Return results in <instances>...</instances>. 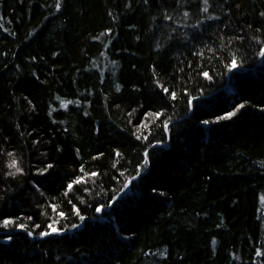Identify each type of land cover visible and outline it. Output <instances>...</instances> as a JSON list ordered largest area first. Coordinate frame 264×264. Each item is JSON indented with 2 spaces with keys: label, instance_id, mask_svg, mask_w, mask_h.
<instances>
[{
  "label": "trees",
  "instance_id": "obj_1",
  "mask_svg": "<svg viewBox=\"0 0 264 264\" xmlns=\"http://www.w3.org/2000/svg\"><path fill=\"white\" fill-rule=\"evenodd\" d=\"M56 2L0 0V264H264V0ZM141 121L165 143L97 213L136 177ZM50 220L67 231L41 237Z\"/></svg>",
  "mask_w": 264,
  "mask_h": 264
},
{
  "label": "snow or ice",
  "instance_id": "obj_2",
  "mask_svg": "<svg viewBox=\"0 0 264 264\" xmlns=\"http://www.w3.org/2000/svg\"><path fill=\"white\" fill-rule=\"evenodd\" d=\"M204 4H205V11H207V5H208V0H203ZM129 3H131V0H129ZM145 3H147V0H145ZM54 7L57 9V10H60L63 5L62 3L60 2V0H57V2L54 4ZM260 15L262 17H264V12H261ZM113 19H115V17H113ZM167 19L171 20L172 17L169 16L167 17ZM250 27V26H249ZM106 31L108 33H111L113 31V29L111 28H108L106 29ZM173 31H175V29H173ZM94 39H97L96 37H94ZM137 39H139V37H137ZM157 47H159V45H157ZM261 55H264V50H261ZM31 59H35V57H32ZM113 63H115V61H113ZM236 67H238V61L237 59L234 57L230 63L228 64V68L230 70L232 69H235ZM153 70H155V66H153ZM203 76L207 77L208 79H212V76L209 75V73L207 71H204L202 73ZM156 84L158 86V88L160 89V92L162 94H165V95H169V97L171 99H176L177 98V93L175 91H171L168 87H166L163 83H161V81L159 79L156 80ZM117 87H119L117 85ZM185 91L187 92L188 90L185 89ZM196 97H189L187 98V105L189 108L193 107V100H195ZM245 103L246 102H242V103H239L237 104L234 108H232L230 111H225L223 112L222 115H214V119H204L202 121H200L202 124L204 125H210L214 122H220V121H223V120H228V119H231L232 117L236 116L237 113L240 111V109L244 108L245 107ZM67 105L65 104V107ZM87 114V113H85ZM155 115V117H157L158 119L164 117L166 115V110L165 109H160V110H156L154 113L153 112H148V113H145V118H147L148 116L150 115ZM162 129L161 131L165 132L168 136V140H171L173 138L172 136V130L170 129L169 125H170V118L169 119H163L162 121ZM141 126L144 127L146 129V133L142 136H137L136 139L137 140H144L146 141V145L144 147V153H143V161L138 165V170L136 171V177H132V176H129L128 179L123 183V186L121 188H119L118 192L115 194V195H112L111 198L109 199L107 205L106 204H98L96 207H95V212L97 213H102L104 211V209L107 207V208H114L115 207H119L120 206V201L123 199V197L120 195L121 193H124L126 189L129 188V186L132 184L133 180L138 178V177H141L143 174H144V171L146 169V167L149 165L150 163V159H149V149L151 147H154V146H157V145H161V144H164L165 141L164 140H161V139H152V140H149V137H151L153 134L150 130V128L144 123V121H141ZM11 155V154H10ZM102 155V154H100ZM120 155V152H119V149L116 150V156L119 157ZM18 161H16L15 159L12 160L11 162V167L15 168L16 171L15 172H12V173H9V175H16V173H23L24 172V169L21 168V167H18ZM51 167H53L52 164H48L47 167L45 168H37V172L38 173H45L47 172ZM80 170L81 172H84V165L81 164L80 165ZM99 175V173L97 171H91V172H88L84 175H77L75 176V178L73 180H71L68 184H67V189H66V193L67 194V191H71L73 189V186L74 185H79V184H86L87 183V178L88 177H97ZM119 179V177H117ZM37 190H39V185H36L35 186ZM84 191H89L88 188H84L83 189ZM158 189L157 188H152V192H157ZM260 199L262 201H264V195H261L260 196ZM71 203V202H69ZM50 208L52 209L53 212H56L57 211V205L55 203H52L50 204ZM72 211H73V214L78 217L79 221L81 222L80 224H71L70 227L73 228V229H76L78 227L82 228L85 226L84 222L86 221V216L84 214L81 213V208L80 207H77L75 204L72 205ZM59 217L62 218V219H66V213L64 211H59L58 213ZM29 219H31V217H29ZM60 223L59 220H50L47 224V228L43 231H40L39 232V235L41 237H44V236H49V235H52V234H59V233H64L66 232L67 230L63 227H57V225ZM2 224L3 226L7 227L9 225H13L15 224V227L16 228H19V229H25L27 231V235H35L36 233L32 232V231H28V225L25 224V223H15V218L13 217H7V218H4L2 220ZM36 228H40V225L37 224L35 225ZM50 230V231H49ZM12 236L11 235H7L5 237V239L7 240H12ZM213 243H215V241H213ZM256 254L258 256H264V251L262 250H259V249H256Z\"/></svg>",
  "mask_w": 264,
  "mask_h": 264
},
{
  "label": "water",
  "instance_id": "obj_3",
  "mask_svg": "<svg viewBox=\"0 0 264 264\" xmlns=\"http://www.w3.org/2000/svg\"><path fill=\"white\" fill-rule=\"evenodd\" d=\"M5 241H8L7 239H5Z\"/></svg>",
  "mask_w": 264,
  "mask_h": 264
}]
</instances>
